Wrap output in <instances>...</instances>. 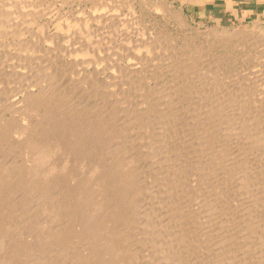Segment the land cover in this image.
<instances>
[{
  "label": "rangeland",
  "instance_id": "374dc122",
  "mask_svg": "<svg viewBox=\"0 0 264 264\" xmlns=\"http://www.w3.org/2000/svg\"><path fill=\"white\" fill-rule=\"evenodd\" d=\"M25 1L0 54L22 53V91L48 88L16 120L22 206L0 264H264V22L202 24L173 0Z\"/></svg>",
  "mask_w": 264,
  "mask_h": 264
},
{
  "label": "bare ground",
  "instance_id": "6f19581e",
  "mask_svg": "<svg viewBox=\"0 0 264 264\" xmlns=\"http://www.w3.org/2000/svg\"><path fill=\"white\" fill-rule=\"evenodd\" d=\"M6 0H0V30L2 28H5L3 30L5 31H1L0 32V36L2 32H5V34H11L10 36H16L17 35H22V22L21 24H18V22H16L14 16H12V13L11 11L14 10L13 8L18 7V14L20 13V16H22V3H23V6H25L26 4V1L25 2H22V0L18 1V2H15V4H13V6L9 7L7 10L5 8V2ZM11 1V0H10ZM24 1V0H23ZM33 1V0H32ZM25 3V4H24ZM29 3V2H28ZM28 3L26 4L28 6ZM32 3V2H31ZM7 4L9 5V3L7 2ZM11 4V3H10ZM36 5V4H35ZM20 6V7H19ZM36 7V6H35ZM10 8L12 10H10ZM27 8V7H26ZM15 9V10H16ZM32 9V8H31ZM27 10V9H26ZM30 10V8H29ZM27 10V11H29ZM38 10V9H37ZM26 11V13H27ZM17 12L14 11V14H16ZM29 13V12H28ZM27 13V14H28ZM33 13H36V12H33ZM25 14V13H24ZM30 14H32L30 12ZM38 14V12H37ZM12 16V17H11ZM17 16V15H16ZM19 16V15H18ZM23 16H26V15H23ZM36 16V15H35ZM46 16V15H45ZM11 17V18H10ZM41 17V16H40ZM49 18V17H48ZM21 19V18H20ZM19 20V19H18ZM48 21V20H47ZM6 24H7V27L8 29L6 28ZM80 25V24H79ZM25 28V27H24ZM25 31V30H24ZM54 32V31H53ZM38 33V32H37ZM264 33V32H263ZM4 34V33H3ZM51 34V33H50ZM54 34V33H53ZM39 35V34H38ZM53 36V35H52ZM59 36V35H58ZM5 37V36H4ZM52 38V37H51ZM210 38V37H209ZM50 39V38H49ZM54 39V38H53ZM70 39V38H69ZM20 40V39H19ZM45 40V39H44ZM53 41V40H52ZM134 41V40H133ZM55 42V41H54ZM53 42V43H54ZM80 46L81 44H83L80 41H77ZM11 43V42H10ZM9 43V44H10ZM21 43V42H20ZM69 44V43H67ZM4 43L2 42L0 44V47H4L6 49V44L4 45ZM11 45V44H10ZM21 45V44H20ZM52 45V44H51ZM55 45V43L53 44ZM53 45L51 46L52 48H50L49 44L47 43V48H50L51 50H55L53 47ZM77 45V44H76ZM84 45V44H83ZM32 46V45H31ZM57 48L59 45H56ZM62 46V45H61ZM74 46V45H73ZM78 46V47H80ZM60 47V46H59ZM65 47V45L63 46ZM63 47H61L63 49ZM75 47V46H74ZM86 47V46H85ZM77 48V47H75ZM46 49V48H45ZM49 49V50H50ZM60 50L62 53L63 50ZM65 51L67 50V52L69 51V53L72 51V48L71 47H68V45L64 48ZM81 49H83L81 47ZM22 50V49H21ZM57 51V50H56ZM74 51V49H73ZM78 51V49H77ZM50 53H52L51 51H49ZM7 53V52H6ZM6 53H2L0 55H2L0 58H2V60L0 61V79L4 76L6 77H12V80L14 79L16 81V83L14 82V80H10L11 83H15L12 87H9L8 85H6V82L5 84L3 83V81H1L2 83H0V148L2 143L5 142L4 139L8 138L10 135L14 134L16 135L15 137L18 138V140H20V138L22 137V123L20 125V122L19 124L16 123V120H18V118H21V121H22V109H23V106L25 107L26 104L28 103H31L32 102V99L35 98V97H38L41 92H44L45 89L47 90V88L44 86V88H38V85L35 83L36 81H32V83L30 84L32 87H30V85H28L30 88L26 87L27 89L22 91V76H24V74L22 75V65H20L22 63V53L21 54H18L17 55L15 54V56H13V54H6ZM9 53V52H8ZM47 53V52H46ZM69 53H65L67 55H69ZM73 53V52H72ZM64 54V52H63ZM45 55V54H44ZM66 55V56H67ZM80 56V55H79ZM157 56V55H156ZM63 57V56H62ZM76 57V56H75ZM72 59V58H71ZM70 58L67 61V67H68V61L71 60ZM26 60V59H25ZM33 60V59H32ZM50 60V59H48ZM61 61V60H60ZM76 60H74L75 62ZM74 62L72 64H74ZM78 62V61H77ZM76 63V62H75ZM63 64V62H62ZM71 64V65H72ZM78 64V63H77ZM82 65V63L80 62L78 65ZM65 65V64H64ZM20 66V68H19ZM36 66V65H35ZM39 66V65H38ZM59 66V65H57ZM56 66V67H57ZM63 66V65H62ZM66 66V65H65ZM63 66V67H65ZM77 66V65H76ZM87 66V65H86ZM61 69L62 67L59 66ZM58 67V69H60ZM66 67V68H67ZM72 68L74 67V71H75V64L74 66H71ZM79 67V66H78ZM55 68V67H54ZM72 68L70 70H72ZM82 68V66H81ZM80 68V70H81ZM33 69V68H32ZM45 69V68H44ZM31 70V69H30ZM40 70V69H39ZM54 70V69H53ZM69 70V69H68ZM69 70V71H70ZM72 70V71H73ZM78 70V69H77ZM83 70V69H82ZM52 74L55 73V71H51ZM68 72V71H67ZM71 72V71H70ZM29 73V72H27ZM31 73V72H30ZM48 74V72H47ZM50 74V73H49ZM56 74V73H55ZM66 74V73H65ZM31 75V74H30ZM46 75V74H44ZM57 75V74H56ZM69 75V74H68ZM72 75V74H71ZM34 76V74H33ZM48 76V75H46ZM53 76V75H52ZM65 76V75H64ZM5 77V78H6ZM25 77H27L25 75ZM49 77V76H48ZM61 77V76H60ZM4 78V79H5ZM29 79V77H27ZM26 78V79H27ZM35 78V77H34ZM40 78V77H39ZM3 79V78H2ZM25 79V80H26ZM27 79V80H28ZM89 79V78H87ZM8 80V79H7ZM31 79L30 78V82H31ZM38 80V79H36ZM49 80V79H48ZM55 80V79H54ZM58 80V79H57ZM29 81V80H28ZM47 81V79H46ZM84 81V80H83ZM10 82L8 84H10ZM37 85H35L34 83ZM24 83H26V81H24ZM38 83V82H37ZM49 83V82H48ZM51 83V82H50ZM28 84V83H27ZM35 86H33V85ZM87 84V83H86ZM52 85V84H51ZM47 86V85H46ZM53 87V86H52ZM72 88V87H71ZM88 88V87H87ZM49 90V89H48ZM52 91V90H51ZM55 92V91H54ZM104 93V92H103ZM106 94V93H105ZM42 95V94H41ZM66 95V94H65ZM75 96V95H74ZM112 96V94H111ZM90 97V96H89ZM100 101V100H99ZM117 102V101H116ZM138 103V102H137ZM136 104V103H135ZM127 106V105H126ZM132 106V105H131ZM127 108V107H126ZM224 110V109H223ZM138 111V110H137ZM237 114V113H236ZM180 116V115H179ZM232 117V116H231ZM121 118V117H120ZM118 120V119H117ZM206 120V119H205ZM7 122H10V123H14L16 126L15 128H12V127H5L6 126L5 124ZM220 121V120H219ZM169 122V121H168ZM124 123V122H123ZM170 123V122H169ZM241 123V122H240ZM124 125V124H123ZM143 128V127H142ZM256 128V127H255ZM225 129V128H224ZM250 130V129H249ZM255 131V130H254ZM259 132V131H258ZM257 132V133H258ZM259 134V133H258ZM177 135V134H176ZM161 136V135H160ZM230 136V135H229ZM14 137V136H13ZM14 137V138H15ZM14 143V142H13ZM225 143V142H224ZM19 145L20 147L18 146V141L15 142V146L17 148V152H15L13 150V152L10 154H8V157L10 155H12L11 157L16 160L15 163H11L9 165L5 164L6 166H1L0 167V234L5 230V232H3L2 236H0V245H5V243L7 244L9 242V240H12L14 237L12 235V238L8 237V235L6 236L5 233L8 231H11L13 229V227L17 226L16 224L14 225H11V223L9 222V220L12 218V214H15L16 212H19L18 210H16V206L18 205H21L22 204V200H19L18 202L16 203H13V198H15L17 195L20 196L22 198V138H21V141H19ZM233 145V144H232ZM3 146V145H2ZM165 146V145H164ZM14 147V146H13ZM161 147V146H160ZM241 147V146H240ZM214 148V147H213ZM175 149V148H174ZM4 150V149H3ZM54 150V149H53ZM2 152V151H1ZM212 157V156H211ZM181 158V157H180ZM186 158V157H185ZM8 161H6L7 163ZM204 163V162H203ZM4 164V163H3ZM2 164V165H3ZM198 164V163H197ZM200 164V163H199ZM156 168V167H155ZM231 168V167H230ZM242 171V170H241ZM218 173V172H217ZM215 174V173H214ZM216 175V174H215ZM13 181V183H12ZM158 186V185H157ZM217 191V190H216ZM218 192V191H217ZM14 196V197H13ZM59 196V195H58ZM210 200V199H209ZM201 201V200H200ZM22 206V205H21ZM20 206V207H21ZM65 208V206H64ZM200 208V207H199ZM19 217H20V222H21V230L20 232H22V208H21V211H20V214H18ZM3 218H2V217ZM69 216V215H67ZM4 218H7L8 220L5 221ZM203 220V219H202ZM47 221V220H46ZM15 223V222H14ZM18 224V223H17ZM20 224V223H19ZM18 224V225H19ZM206 225V224H205ZM5 227V229H4ZM69 227V226H68ZM16 228V227H15ZM4 229V230H3ZM207 229V228H206ZM19 231V230H18ZM224 232V231H223ZM18 233V232H17ZM210 233V232H209ZM225 233V232H224ZM9 235H11V233H8ZM22 236V235H21ZM8 237V238H7ZM72 242V241H71ZM22 243V237H19L18 239H15L12 244V249L11 251L14 249L15 246H20V244ZM256 245V244H255ZM1 247V246H0ZM211 247V246H210ZM3 248V247H1ZM20 248V247H19ZM264 250V249H263ZM10 251V252H11ZM10 254V253H9ZM22 255V252H20V254L18 253L16 255V257H20ZM185 255V254H184ZM3 256V255H2ZM12 256V254H11ZM11 256L9 257V259H11ZM65 256V255H64ZM5 257V256H4ZM48 257V256H47ZM253 257V256H252ZM13 258V257H12ZM46 258V257H45ZM3 259V258H1ZM56 259V258H55ZM184 259V257H183ZM3 260H8V259H3ZM2 260V261H3ZM14 260V258L12 259ZM72 261V260H70ZM10 261H8L9 263ZM57 263V262H56ZM232 263V262H231ZM243 263V262H242Z\"/></svg>",
  "mask_w": 264,
  "mask_h": 264
},
{
  "label": "crops",
  "instance_id": "0c3cea01",
  "mask_svg": "<svg viewBox=\"0 0 264 264\" xmlns=\"http://www.w3.org/2000/svg\"><path fill=\"white\" fill-rule=\"evenodd\" d=\"M189 20L202 24L264 22V0H173Z\"/></svg>",
  "mask_w": 264,
  "mask_h": 264
}]
</instances>
